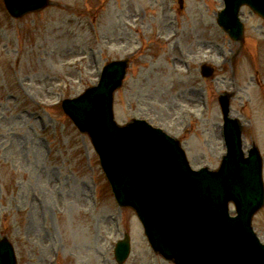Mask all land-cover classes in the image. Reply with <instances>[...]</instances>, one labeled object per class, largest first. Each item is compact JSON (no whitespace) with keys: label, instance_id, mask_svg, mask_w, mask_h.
<instances>
[{"label":"rangeland","instance_id":"rangeland-1","mask_svg":"<svg viewBox=\"0 0 264 264\" xmlns=\"http://www.w3.org/2000/svg\"><path fill=\"white\" fill-rule=\"evenodd\" d=\"M52 1L15 18L0 0V236L14 243L17 264H174L153 252L136 212L117 204L89 134L54 107L55 86L66 80L59 90L76 97L107 62L130 56L114 92L117 122L144 118L178 137L193 167L217 168L226 150L218 96L229 90L244 145L257 142L264 156V19L243 8L241 45L217 24L221 0H184L182 11L178 0ZM169 2L179 14L174 39ZM203 62L216 68L210 78ZM253 224L264 240V207ZM124 232L132 249L118 263Z\"/></svg>","mask_w":264,"mask_h":264},{"label":"water","instance_id":"water-1","mask_svg":"<svg viewBox=\"0 0 264 264\" xmlns=\"http://www.w3.org/2000/svg\"><path fill=\"white\" fill-rule=\"evenodd\" d=\"M7 7L14 15H22L27 11L38 9L46 4L45 0H5ZM228 8H226V13H221L219 17V22L223 27L228 30V32L234 37V38H241L242 32H243V25L238 20V8L242 3H249L254 9H256L258 12L262 13L264 15V0H227ZM126 64L121 63H115L113 65H110L106 68L105 75L103 77V82L105 80L110 79L114 75L117 74V82L112 86V88L108 91V95H110V100L108 103V107H112V92L115 87L120 85L122 77L124 76ZM109 74V75H108ZM101 93V90H95L87 95L84 99L76 101V103H82L84 104L82 106H78V108L75 107H69L68 113L73 117L77 125L80 127L83 131H88L91 135L93 140L95 141V144L102 156L103 166L106 169L107 173L109 174L115 190L117 192L118 199L122 205H134L140 216L143 218L144 221L149 220L148 228V234L150 235V238L152 242L154 243L155 247L158 248L161 252L166 254L168 257H175L176 255L174 253L178 252V250H174V248H178L182 250L183 252L178 254V257L181 258L180 261L184 262L185 264H201L200 263V257L198 254L190 249V247L187 246L186 243L182 241V239L178 236H171L169 234H166V247L160 248L157 246L153 240V238H159L160 234L156 233L155 230V221L158 224L166 225V228L171 229L172 233H175L176 231L181 229V224L185 221H188L192 214L195 215H202L203 212H201L202 203H200L199 198H196L195 196L191 197V204L186 209V217L184 219H181L177 217L174 213H172L170 206L164 210L167 203L171 202L169 200H162L161 198L157 197V194L160 192L161 187H164L168 183L167 181H164L162 183V186L159 184H156V181L161 180L156 174V172H152L149 170L141 169L138 167L141 165V163L148 158L149 152L140 154L143 151L138 148H129L124 145V143L120 144V150L116 149V152L123 156L124 159H121L118 154H116L115 151L108 148L110 145H114V143L110 142L108 145L107 143L110 141V131H114L117 135L113 134V139H116L118 141L123 142L122 138L128 135H132L130 133L131 130H134V128L129 129L126 128L125 130L119 129L117 124L114 122V120L110 117V121H105L101 126L98 127V138L95 136L97 135L94 133V125L88 120V116L90 114V111L88 110L87 104L91 102L95 98V94ZM222 104L224 107V111L227 114L229 111V97L227 95L223 96L222 98ZM78 109L82 110L81 112H77ZM111 111V109H110ZM109 118V117H108ZM228 120V119H227ZM231 124L235 126V128L238 130V133L240 134V126L239 124L232 120ZM233 126H228V129L234 132ZM96 130V129H95ZM135 131V130H134ZM97 132V131H96ZM129 142V141H128ZM124 146V147H123ZM129 148L131 152L125 149ZM135 151V152H134ZM256 152L257 157H259L258 151L254 149ZM138 152V153H137ZM127 153L128 155H125ZM150 154H154V152H151ZM237 161L238 164H242L244 166H247V162L244 160L245 158L242 155L241 150L239 152H236ZM243 159V160H242ZM137 167L139 170H136ZM174 167V166H173ZM171 173L174 176H180L182 178H185L187 175L183 173L184 170H182V174L180 175L179 171L175 168H171ZM200 172L194 173V176H198ZM172 175V176H173ZM247 179L245 180V183H247V186L251 188V191H249L246 186L241 188L239 187V191L242 194H236L231 181L229 180V177L227 176V170H223L221 173H219V176H211L208 175V177L214 180H217L218 184L222 187L223 185V195H224V201L228 200V198H231L232 191L234 195L239 196L242 199V196H246L245 205H243L240 201V199H237V207L238 211H244L245 207L247 206V200L250 201L249 205L252 204V199H254L256 195V191L258 188L259 183V175L258 177H255L251 172H248ZM260 178V177H259ZM198 179V178H197ZM200 179V178H199ZM223 182V184L221 183ZM173 185V184H172ZM243 185V184H242ZM263 193V192H262ZM168 194L173 195L174 192L169 191ZM226 197V199H225ZM262 199V197L259 198V200L256 203H253V208L249 211L246 218L248 220V224H250L251 216L255 209L259 207V201ZM172 200V198H170ZM181 209V208H178ZM146 223V222H145ZM5 245L3 242L2 244ZM0 245V246H1ZM122 248V247H121ZM1 250V248H0ZM170 252V254H168ZM124 256L126 252L124 250H118L117 256ZM175 255V256H174ZM119 258V257H118ZM179 258V259H180ZM123 259V258H120ZM176 260V259H175ZM184 260V261H183Z\"/></svg>","mask_w":264,"mask_h":264}]
</instances>
